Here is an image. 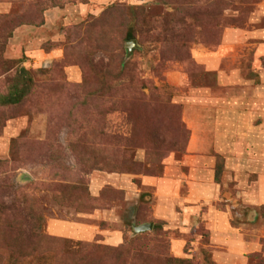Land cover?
Wrapping results in <instances>:
<instances>
[{
    "label": "rangeland",
    "instance_id": "374dc122",
    "mask_svg": "<svg viewBox=\"0 0 264 264\" xmlns=\"http://www.w3.org/2000/svg\"><path fill=\"white\" fill-rule=\"evenodd\" d=\"M255 31L264 32V0H0V95L22 70L34 81L24 104L0 107V264L31 247L47 255L18 264H218L206 227L183 232L154 217L156 189L145 183L170 173L187 197L185 176L209 162L231 194L220 207L235 225L237 213L247 225L259 215L264 230V206L243 195L264 162L226 168L235 150L190 142L183 102L194 90L238 89L217 85V71L197 61L212 58L199 46L233 48L243 78L261 87L264 40ZM235 146L243 157L256 153ZM143 224L154 227L134 236ZM262 245L248 264H264Z\"/></svg>",
    "mask_w": 264,
    "mask_h": 264
},
{
    "label": "crops",
    "instance_id": "0c3cea01",
    "mask_svg": "<svg viewBox=\"0 0 264 264\" xmlns=\"http://www.w3.org/2000/svg\"><path fill=\"white\" fill-rule=\"evenodd\" d=\"M259 33L264 34L255 31L251 38L264 40L259 37ZM237 35L232 31L228 32L227 40L234 43L240 39ZM196 49L201 55L207 52L208 56H212V58H204L205 56L199 54L197 61L208 70L217 71L216 82L219 87L238 89L235 95L224 96L218 93L214 94L215 97H212L208 90H194L189 93V97L184 98V121L191 132L190 142H199L203 146L207 142H215L223 154H226L227 150H235L237 155L234 160L228 158V161L233 163H228L226 168L230 165L237 167L238 170L244 166L247 171H251L255 166L263 167L264 149L258 152L256 146L260 144L261 148L264 147V137L259 139L255 132L264 133V102L261 100L264 98V71L262 70L261 87L255 86V82L243 78L241 65L237 62V53L233 48L226 50L224 45L217 51H210L202 46ZM260 49L264 50V45L260 46ZM224 63L230 64V70L223 69ZM259 100L262 101L261 107L258 105ZM258 115L261 119L256 117ZM236 142L246 143L251 149L255 148L256 153L251 154L250 158L241 156L238 150H242V147L235 146ZM192 159L202 163V157L190 156L187 157V162ZM211 163L202 165L200 169H193L190 173L191 180L185 176L186 185L190 188L187 197L182 194L184 187L183 182H180L182 179H175L170 173L160 180L145 178V183L156 189L153 197L154 217L183 232L197 234L200 227H206L209 244L204 246L211 249L218 264H248L249 256L261 252L263 248L264 230L259 228L261 218L258 215L255 224L247 225L243 221L244 214L237 213L235 220L240 222L235 221L236 225L233 223L231 212L219 205L230 199L231 194L221 192L223 189L218 185L220 183L216 182V173L210 169ZM256 173L257 181H253L250 189L243 194L244 202L253 206L255 210L264 206V171H256ZM178 206H181V211L178 210ZM174 242L180 251V244L183 243Z\"/></svg>",
    "mask_w": 264,
    "mask_h": 264
},
{
    "label": "trees",
    "instance_id": "16d2710c",
    "mask_svg": "<svg viewBox=\"0 0 264 264\" xmlns=\"http://www.w3.org/2000/svg\"><path fill=\"white\" fill-rule=\"evenodd\" d=\"M134 39V38H133ZM29 73L26 70H22L20 78L17 80V82L14 84V86L11 88V91L3 96L0 95V107H6V106H19L26 102L28 97L32 95V92L34 90V81L33 79L28 77ZM216 181H218V176L216 177ZM164 224H156L155 227H162ZM36 240L42 239L43 241L51 242L55 237L51 236L45 237L41 234H37ZM57 239V238H55ZM61 240L60 238H58ZM46 249H39L38 247L30 248L29 252L23 253L21 255H18L16 260L13 258V264H18L19 262H22L24 260H41L42 258H45L47 255ZM45 260V259H44Z\"/></svg>",
    "mask_w": 264,
    "mask_h": 264
},
{
    "label": "water",
    "instance_id": "95a60500",
    "mask_svg": "<svg viewBox=\"0 0 264 264\" xmlns=\"http://www.w3.org/2000/svg\"><path fill=\"white\" fill-rule=\"evenodd\" d=\"M135 46H136V41L128 42L127 48H128L129 54H131L133 52V49ZM153 227H154L153 224H143V225H139V226L134 225L133 226V230H134L133 235L137 236L139 234L151 231L153 229Z\"/></svg>",
    "mask_w": 264,
    "mask_h": 264
}]
</instances>
